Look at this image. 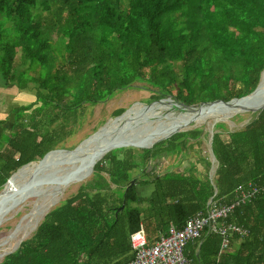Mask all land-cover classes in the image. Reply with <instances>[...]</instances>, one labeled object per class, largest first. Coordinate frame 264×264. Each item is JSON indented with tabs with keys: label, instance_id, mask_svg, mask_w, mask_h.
<instances>
[{
	"label": "trees",
	"instance_id": "16d2710c",
	"mask_svg": "<svg viewBox=\"0 0 264 264\" xmlns=\"http://www.w3.org/2000/svg\"><path fill=\"white\" fill-rule=\"evenodd\" d=\"M3 18L12 34L1 22L0 80L27 96L32 86L35 98L0 120V190L72 134L86 106L133 89L148 90L150 103L227 102L254 91L264 70V0H0ZM203 130L111 150L0 264H127L140 224L151 245L251 186L259 193L228 218L248 234L220 256L219 237L203 234L185 254L195 264H264V108L234 130L213 125L216 163L202 154ZM163 156L176 161L158 173Z\"/></svg>",
	"mask_w": 264,
	"mask_h": 264
},
{
	"label": "bare ground",
	"instance_id": "6f19581e",
	"mask_svg": "<svg viewBox=\"0 0 264 264\" xmlns=\"http://www.w3.org/2000/svg\"><path fill=\"white\" fill-rule=\"evenodd\" d=\"M263 99L264 72L262 73L261 84L258 91L253 96L241 101H235L230 106L215 104L201 106L192 110L182 109L178 105L177 107L169 106L166 109L161 108L158 110L156 109L157 107L155 108L156 110L149 108L162 104L163 102L155 103L147 107L146 111L148 112V115H153L156 118H160L162 121H160L158 125L151 128L149 133L144 134H133L120 128V125L125 122L124 121L122 123V121L134 114L133 111L131 112L129 109V112L126 111L119 119L107 123L92 138L90 137V139L82 142L76 150L72 152H58L65 153L68 155V158L47 162L54 158L52 156L48 157V155L56 153L51 152L43 160L26 165L16 172L13 175L14 177L12 176V180L11 177L4 185L6 186L11 180L7 191L0 199V224L3 225L1 222L9 214H11V211L20 199H27L28 197L36 196V201L33 202L31 199L25 201L24 207L31 206V211L22 219V221L20 220L21 222L17 225V227L10 232L11 234L9 237L0 245V251L7 246L10 241L17 240L20 237L24 238L29 235V233L34 231L48 210L61 199L62 193L59 192L61 182L68 178L71 174L75 176L80 171L85 172L90 168L85 178H83V176H78V179L74 180V184L79 183L82 179L84 180L88 178L92 165L101 155L104 154L106 148L112 145L120 144L148 146L169 135L171 132L181 129V127L190 120H194L197 124H204L208 123L210 117L213 115L215 116H213L210 120H220L225 115L233 113L240 107H248V104L252 105L249 108H254V106L260 103ZM171 108L177 109L179 113L173 114V112H170L167 116L159 115L158 113L159 111L169 110ZM64 176L66 178H64ZM4 256H6L5 253H0V260Z\"/></svg>",
	"mask_w": 264,
	"mask_h": 264
},
{
	"label": "rangeland",
	"instance_id": "374dc122",
	"mask_svg": "<svg viewBox=\"0 0 264 264\" xmlns=\"http://www.w3.org/2000/svg\"><path fill=\"white\" fill-rule=\"evenodd\" d=\"M6 22L7 21L4 18L0 20V23L4 25L5 33L10 35V34H12L11 33V26L6 27L5 26ZM52 38H55V36L52 35ZM16 90H17V92L14 90H10L8 95H14L17 97L25 95L24 91L19 90V89H16ZM29 90H30V94H31L30 98L28 100H26L25 102L24 101L19 102L20 104L22 103V105H23V104L29 103L30 101H33V98H35L34 97V90H32V86ZM149 96H150V92L146 89H133V90H128V91H125L121 94H118L113 99L106 101L104 103L86 106L83 110V113H84L83 117H82V119L78 120V124L73 129L72 134L68 135L67 138H65V140L61 141L59 143V145L56 146V148L54 150H64L66 152L74 151L73 149L75 147L79 146L82 142H84L87 139V137L92 136L93 133H95L96 131H99L107 123L117 120L118 116L114 117L113 112L118 108H124L125 111H127V112L133 111V113H134L133 116H129L122 121V123L124 121L125 122H124V124L120 125L121 129L128 131L129 133H133V134L149 133L151 128L158 125V123H160V121H162V120H160V118H156L153 115H148V112L146 111V106L150 103L149 102ZM8 97H11V96H8ZM14 104L18 105L16 103H14ZM11 106H12V104L8 107V109ZM247 106L248 107H246V108H249L252 105L248 104ZM168 107L169 106H167L163 102L162 104L156 105L154 107H149V108H152L154 110H156V109L158 110L161 108L166 109ZM5 109H6V106H4L3 108L0 109V120H3L5 117V113H6ZM170 112H173V114L179 113L178 110L175 108H171L169 110H162V111H159L158 113H159V115L167 116V114H169ZM235 114H237V113L227 114L224 117H222L220 120H217L216 123L223 122L228 126L229 130H234L236 128L242 127L243 125L247 124L250 121L251 115H252V113H250V112H245V113L239 112V116H241L243 118V121L239 122L238 119H236L235 121L232 120V118L235 116ZM213 116H215V115H213ZM213 116H211L210 119H212ZM129 118H131V119H129ZM210 119H209L208 123H204V124L203 123H198V124L194 123V125L189 126V127L184 129V131H187V130L193 129L195 127H203L204 128L203 132L205 134L202 135L203 142L201 144V149H202V154L204 156H207V159H209L208 154H207L209 152V134H208V132H209L211 126L214 124L213 123L214 120H210ZM102 122H104V123L100 124ZM126 124H128V125H126ZM2 138H4V136H2ZM161 141H163V140H161ZM54 150H51V151H54ZM52 157H54V158L47 161V162H52V161L60 160V159H66V158H68V155H66L65 153L56 152V153L52 154ZM175 161H176L175 157H169V156H163L160 159H157L155 162L158 165V168H157L158 173H161L166 166H170V165L174 164ZM155 162L152 161L150 163L153 166V164H155ZM182 164L184 167H187L189 162L185 161ZM89 170H90V168L85 172L80 171L75 176L73 174H71L68 176V178H66L64 176V178H66V179L61 182L60 187H59V192L62 193V197L57 203H55V205H57L60 201L70 197L71 194L76 193L79 186L81 184L85 183L91 177V175H89V177L84 179V180L82 179L77 184H74V180L75 179L77 180L78 176H80V177L83 176V178H85V176L87 175ZM9 183L7 184V188L5 187V188L0 190V199L2 198L4 193L7 191ZM24 199L25 198L20 199L16 203V205L14 206V209L11 211V214H9L1 222V223H3V225L0 224L1 225L0 226V245L5 241V239H7L9 237V235L11 234L10 232H12L17 227V225L22 221V219L31 211V208H32L31 206L24 207L25 201H27L28 199H31V201L34 202V201H36V196L28 197L25 200ZM55 205H53V206H55ZM33 232L34 231L29 233V235H27L24 238L20 237L21 239L18 238L17 240L10 241L9 244H7V246H5L3 249H1L0 253L7 254L9 252H12L14 248H17L18 245L23 240L28 238V236H30Z\"/></svg>",
	"mask_w": 264,
	"mask_h": 264
},
{
	"label": "built area",
	"instance_id": "2783aa9c",
	"mask_svg": "<svg viewBox=\"0 0 264 264\" xmlns=\"http://www.w3.org/2000/svg\"><path fill=\"white\" fill-rule=\"evenodd\" d=\"M264 190V186L261 187ZM237 188L235 198L228 204L209 201L204 212L190 217L181 229L169 225L151 245H148L142 224L130 234L129 242L132 259L127 264H194L185 255L188 243L197 240L203 233L215 234L220 237L219 256L228 250L233 236L244 237L248 234L243 227L229 222L228 218L239 205L250 202L258 193L256 187L249 191Z\"/></svg>",
	"mask_w": 264,
	"mask_h": 264
},
{
	"label": "water",
	"instance_id": "95a60500",
	"mask_svg": "<svg viewBox=\"0 0 264 264\" xmlns=\"http://www.w3.org/2000/svg\"><path fill=\"white\" fill-rule=\"evenodd\" d=\"M263 72H264V70L262 71V73H263ZM262 73H261V75H260V81H259L257 87L254 89V91H252V92H251L250 94H248L247 96L242 97V98H239V99H231V100H229V101H227V102H224V101H221V100H217V101H213V102L200 103V104L195 105V106H185V105H183L182 103H177V102L173 101V100L171 99V97L168 96V97H166V98H162V99H159V100H156V101H154V102L149 103V104L146 106V108L149 107V106H151L152 104H155V103L168 102V101L171 102V103H173V104L176 103V105H178V106L181 107L182 109H188V110H192V109H195V108H198V107H201V106L215 105V104H216V105L230 106V105H232L235 101H241V100L247 99V98L253 96V95L258 91V89L260 88V84H261ZM263 108H264V99H263L260 103H258L257 105H255L254 108H253V107H252V108H243V107H240V108L236 109V110L234 111V113H239V112H242V113H245V112L256 113V112H258V111H261ZM125 112H126V111H125ZM125 112H123V113H122L121 115H119L117 118L119 119V117L122 116ZM234 113H232V114H234ZM216 121H217V120H215L213 123L215 124ZM194 123H195L194 120H190V121H188L184 126H182L181 129H178V130H175V131L171 132L169 135L165 136L164 138H162V139H160V140L156 141L155 143L150 144V145H148V146H138V145H135V144H120V145H112V146L106 148L104 154L101 155V156L97 159V161L92 165V169H91L89 175L92 174V172H93V168H94L95 164H96V163H97V162H98V161H99L104 155H106V154H107L108 152H110L111 150L119 149V148H130V147H131V148H137V149H151V148L154 147V145H155L156 143L160 142L161 140H166V139L170 138V137H171L172 135H174L175 133H178V132H182V131H184L185 128L194 125ZM214 124H213V125H214ZM213 125L211 126V128H210V130H209V132H208V134H209V157H210V159H211V163H216V160H215V158H214V156H213V153H212V151H211V149H210L211 140H212V136H213ZM97 133H98V131H96L95 133H93L92 136L96 135ZM92 136L87 137L86 140L90 139V137H92ZM77 148H79V146L75 147L73 150H76ZM59 151H64V150H54V151H49V152H47V153L42 157L41 160H43V159H44L49 153H51V152H59ZM64 152H66V151H64ZM69 152H72V151H69ZM28 164H30V163H28ZM28 164H26V165H28ZM26 165H23L22 167H20L16 172H18L20 169H22V168L25 167ZM212 165H213V164H212ZM212 169H214L213 166H212ZM16 172H15V173H16ZM15 173H13V174L8 178V180H9V179H10ZM211 173H214V172L212 171ZM8 180H7V181H8ZM7 181L5 182V184L7 183ZM133 183H134V181L132 180V181L130 182V185L133 184ZM5 184H4V185H5ZM122 208H123V206H121V208L117 209L116 213L119 212V211H121ZM19 245H20V244H19ZM19 245H18V247H19ZM18 247H17V248H18ZM15 250H16V248L13 249V251H15ZM13 251H12V252H13ZM9 253H11V252H9ZM9 253H7V254H9ZM7 254H6V255H7Z\"/></svg>",
	"mask_w": 264,
	"mask_h": 264
},
{
	"label": "crops",
	"instance_id": "0c3cea01",
	"mask_svg": "<svg viewBox=\"0 0 264 264\" xmlns=\"http://www.w3.org/2000/svg\"><path fill=\"white\" fill-rule=\"evenodd\" d=\"M17 88L15 87V86H12V85H9V86H6L5 84H4V82L3 81H1L0 80V109L1 108H3L4 106H6V109H5V112L7 113V111H8V107L12 104V106L10 107V108H12V107H15L16 105L14 104V103H16V104H18V105H22V104H19L18 103V101H26L27 99H29L30 98V96H27V95H24V96H14V95H8L9 94V92H10V90H14V91H16L17 92V90H16ZM8 96H11V97H8ZM20 98V99H19ZM9 108V109H10ZM6 113H5V117H6ZM4 117V118H5ZM2 131L0 130V133H1ZM234 198H235V192H234V196H233V199L232 200H234ZM216 202V201H215ZM226 204H228V203H226ZM234 211V210H233ZM233 213V212H232ZM231 213V214H232ZM230 214V215H231ZM190 244V243H189ZM188 244V245H189ZM188 245H187V247H188ZM186 247V248H187Z\"/></svg>",
	"mask_w": 264,
	"mask_h": 264
},
{
	"label": "clouds",
	"instance_id": "9594fccd",
	"mask_svg": "<svg viewBox=\"0 0 264 264\" xmlns=\"http://www.w3.org/2000/svg\"><path fill=\"white\" fill-rule=\"evenodd\" d=\"M102 158H103V157H102ZM102 158H101V159H102ZM101 159H100V160H101ZM206 207H207V205H206ZM205 210H206V209H205ZM229 217H230V216H229ZM228 221H229V220H228ZM229 222H232V221H229ZM203 234H206V233H203ZM203 234H202V235H203ZM202 235H201V236H202ZM212 235H215V234H212ZM216 236H217V235H216ZM218 237H219V236H218ZM233 237H234V236H233ZM233 237H232V238H233ZM200 238H201V237H200ZM200 238H199V239H200ZM232 238H231V241H232ZM240 238H242V237H240ZM219 239H220V237H219ZM197 240H198V239H197ZM194 241H195V240H194ZM231 241H230V244H231ZM192 242H193V241H192ZM129 243H130V242H129ZM190 243H191V242H190ZM188 244H189V243H188ZM188 244H187V245H188ZM186 247H187V246H186ZM186 247H185V250H186ZM219 247H220V245H219ZM130 248H131V247H130ZM16 249H17V248H16ZM229 249H230V245H229L227 251H229ZM227 251H226V252H227ZM226 252H224V253H226ZM11 253H12V252H11ZM184 253H185V252H184ZM224 253H223V254H224ZM218 254H219V252H218ZM185 255H186V254H185ZM221 255H222V254H221ZM218 256H219V255H218ZM186 257H187V256H186ZM187 258H188V257H187ZM190 260H191V259H190ZM191 261H192V260H191ZM192 262H193V261H192ZM194 264H195V263H194Z\"/></svg>",
	"mask_w": 264,
	"mask_h": 264
},
{
	"label": "flooded vegetation",
	"instance_id": "af4514ba",
	"mask_svg": "<svg viewBox=\"0 0 264 264\" xmlns=\"http://www.w3.org/2000/svg\"><path fill=\"white\" fill-rule=\"evenodd\" d=\"M27 100H28V99H27ZM19 102H21V101H18V103H19ZM24 102H25V101H24ZM19 104H20V103H19ZM21 104H22V103H21ZM16 106H17V105H16ZM16 106H15V107H16Z\"/></svg>",
	"mask_w": 264,
	"mask_h": 264
}]
</instances>
